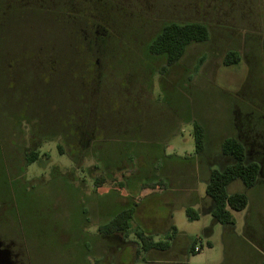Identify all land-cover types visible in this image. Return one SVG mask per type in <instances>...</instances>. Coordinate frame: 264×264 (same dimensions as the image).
<instances>
[{
    "label": "rangeland",
    "instance_id": "374dc122",
    "mask_svg": "<svg viewBox=\"0 0 264 264\" xmlns=\"http://www.w3.org/2000/svg\"><path fill=\"white\" fill-rule=\"evenodd\" d=\"M15 13L14 36L0 40V243L16 264H254L223 262V226L208 214L190 221L185 208H207L204 181L223 164V139H251L259 183L233 182L227 192L249 201L233 213L235 236L264 245V155L256 153L264 148V0H0V22ZM169 22L209 32L172 66L147 50ZM21 36L50 42L35 37L25 48ZM228 51L238 64L223 66ZM195 121L205 129L201 157ZM29 148L42 160L25 166ZM100 176L107 181L95 188ZM135 197L126 238L100 230ZM170 222L179 237L164 256L136 253V232L163 240ZM186 238L199 253L184 255Z\"/></svg>",
    "mask_w": 264,
    "mask_h": 264
},
{
    "label": "trees",
    "instance_id": "16d2710c",
    "mask_svg": "<svg viewBox=\"0 0 264 264\" xmlns=\"http://www.w3.org/2000/svg\"><path fill=\"white\" fill-rule=\"evenodd\" d=\"M3 18V21L0 22V40H2V36H14L13 34L15 31L12 29V25L19 24V13L11 15V17L6 16ZM8 28L10 30H8ZM21 37L22 41L19 43L23 44L25 42V45H27L25 48L33 47L35 37L38 40V45L42 42L45 44L50 42L43 36H34V38L33 36ZM208 39V29L202 23L169 22L166 23L149 42L147 50L152 56L164 57L166 65L172 66L182 58L187 47L191 44L204 43ZM45 44H43V48ZM51 52L52 49H50L49 53ZM1 58L2 56L0 57V60ZM240 59L241 58L236 51H228L222 60V64L223 66L236 65L240 62ZM8 60V64H10L15 59L9 57ZM51 60H53V58L48 56V60L45 64L47 66L50 65L54 70V60L52 62ZM201 63L202 59L199 61L198 66L201 65ZM90 105L91 104H89V106ZM252 130L254 129L252 128ZM192 134L195 145L194 153L198 157H201L205 150V129L200 123L195 121L192 125ZM247 139L248 138H246L245 141V137H241V135L237 137L230 136L223 139L219 145V153L223 164L221 167L210 168L207 172L206 180L204 181L205 195L212 203L211 217L215 223L224 227H230L231 230H233L234 226L232 212H240L244 210L248 206L249 201L244 192L229 194L227 192L228 186L233 182H240L245 189H253L259 183V178L263 170L262 161H254L250 159L253 143L251 142V139H249V141ZM57 149L60 155L63 154L60 146L57 145ZM42 155L46 157L45 161L48 160L45 153ZM39 159H41L39 153L34 149L29 148L28 152L24 155L25 166H30L39 161ZM191 160V158H188V161ZM105 180L106 179H104L103 176L96 177L92 180L93 186L98 188L107 181ZM160 181L161 180L153 183L149 182V185L152 189H155V187L162 185ZM108 184L113 189L115 187H118L119 189L125 187V183L118 182L116 178H108ZM137 198L138 197L130 198L128 206L112 214L104 223H102V225H100V230L107 235H113L111 237H115L118 234L121 235L123 239L126 238L129 233V225L134 219L133 217L138 206L137 201L139 200ZM185 215L190 221L199 219L198 212H194L189 207L185 208ZM177 233V229L172 225L163 240L153 242L151 237L145 236L144 233L136 232V235L141 242L140 251L137 250L136 253L147 254L150 251H165L169 248ZM207 247H210V244H207ZM194 248L195 242L192 243L189 253H199V251L195 252Z\"/></svg>",
    "mask_w": 264,
    "mask_h": 264
},
{
    "label": "crops",
    "instance_id": "0c3cea01",
    "mask_svg": "<svg viewBox=\"0 0 264 264\" xmlns=\"http://www.w3.org/2000/svg\"><path fill=\"white\" fill-rule=\"evenodd\" d=\"M154 190L155 189H153V191ZM206 199L207 200H204V202L208 203V206H207V208H202V211L201 210L198 211L199 218L203 214H208L211 216L212 203L208 198H206ZM137 208H138V206H137ZM137 208H136V210H137ZM233 213L234 212H232V215H233ZM167 219L170 221V215L167 217ZM167 219H166V221H167ZM212 223L215 224L213 218H212ZM143 225H144V221H143ZM171 226H172V224L170 222L169 228ZM167 233L164 234V237ZM206 234L207 235L212 234V231H208ZM144 235L151 237V235H148L147 233H144ZM178 237H179V232L176 234V236H175L174 240L171 242V244H173V242L175 240H177ZM222 238H223L222 239L223 262H226L232 256H237L239 258L240 257H246V258H242V259H247L248 262H252L254 264H263V262H264V245L261 246V243L259 242V240L254 239V240L248 241V240L240 239L238 236H235L233 230H231L230 227H224V226H223ZM153 242H156V241L153 240ZM193 242H195V240H189L188 238H186V247L184 249V255L185 256H187V254L190 252V247H191ZM206 244H210V247H208V249L211 250L212 246H213L212 243L207 242ZM169 248H170V246H169ZM167 250H165V251H150L147 254L155 253L159 256H162V255L164 256V254L166 253ZM142 258H144V257H142ZM143 260L144 259H142V261Z\"/></svg>",
    "mask_w": 264,
    "mask_h": 264
},
{
    "label": "flooded vegetation",
    "instance_id": "af4514ba",
    "mask_svg": "<svg viewBox=\"0 0 264 264\" xmlns=\"http://www.w3.org/2000/svg\"><path fill=\"white\" fill-rule=\"evenodd\" d=\"M64 6H65V4H64ZM25 10H28V9H25ZM34 11V10H33ZM39 12H43V11H39ZM66 11H64L63 10V13H60V11L59 12H46V13H44V14H46V15H44V16H42V17H49V15L50 16H52L54 13H60V14H62L63 16H65V19L63 20V26L65 27L66 25H65V22H66V19H67V16L68 17H71V16H69V15H67L66 13H65ZM42 20H44L45 22H47L48 20L47 19H42ZM29 22H30V19H29ZM49 22H52V20H51V18H50V20H49ZM62 26V27H63ZM65 30H69L70 32H71V28H64ZM72 34H73V32H71ZM83 36H85L84 34H83ZM248 141H249V139H247ZM256 145H257V147H259V149H260V146L259 145H261V142L259 141H257L256 140V143H255ZM259 144V145H258ZM256 153L257 154H259V155H262V154H264V148L263 149H260V151H256ZM2 248H8L9 250H10V248L9 247H7V246H5V245H3L2 246ZM10 252H11V250H10ZM11 260H12V263L13 264H16V261H15V256L13 255V253L11 252Z\"/></svg>",
    "mask_w": 264,
    "mask_h": 264
},
{
    "label": "water",
    "instance_id": "95a60500",
    "mask_svg": "<svg viewBox=\"0 0 264 264\" xmlns=\"http://www.w3.org/2000/svg\"><path fill=\"white\" fill-rule=\"evenodd\" d=\"M0 243V264H13L11 260V252L8 248H2Z\"/></svg>",
    "mask_w": 264,
    "mask_h": 264
},
{
    "label": "built area",
    "instance_id": "2783aa9c",
    "mask_svg": "<svg viewBox=\"0 0 264 264\" xmlns=\"http://www.w3.org/2000/svg\"><path fill=\"white\" fill-rule=\"evenodd\" d=\"M194 251H195V252L199 251V248H198V247H195V248H194Z\"/></svg>",
    "mask_w": 264,
    "mask_h": 264
}]
</instances>
